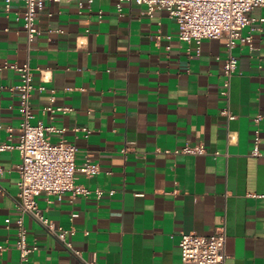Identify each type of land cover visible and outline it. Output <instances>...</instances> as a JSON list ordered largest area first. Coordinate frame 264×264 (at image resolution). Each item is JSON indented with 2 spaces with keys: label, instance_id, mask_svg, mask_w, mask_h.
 Returning a JSON list of instances; mask_svg holds the SVG:
<instances>
[{
  "label": "crops",
  "instance_id": "obj_1",
  "mask_svg": "<svg viewBox=\"0 0 264 264\" xmlns=\"http://www.w3.org/2000/svg\"><path fill=\"white\" fill-rule=\"evenodd\" d=\"M115 2L79 9L76 0H47L30 41L22 0H10L8 11L0 7V144L17 142L18 99L10 87L20 79L10 65L28 60L33 85L54 87L55 103L69 107L43 113L48 90L34 89L32 121L56 129L46 131L51 141L76 146V167L89 159L99 169L90 176L75 171V182L91 190L87 196H36L44 214L68 230L66 247L18 210L20 154L0 150V264L19 259V216L27 241L38 245L29 254L35 264H180L181 232L209 234L222 224L224 264H264V156L251 154L255 126L264 151V20H257L264 7L250 12L253 47L234 48L237 67L224 95L222 37L203 38L196 51L195 42L177 38L166 11L149 16L124 0L120 14ZM227 103L233 118L220 112ZM185 143L205 152L164 150Z\"/></svg>",
  "mask_w": 264,
  "mask_h": 264
},
{
  "label": "built area",
  "instance_id": "obj_2",
  "mask_svg": "<svg viewBox=\"0 0 264 264\" xmlns=\"http://www.w3.org/2000/svg\"><path fill=\"white\" fill-rule=\"evenodd\" d=\"M47 0H22L24 8L20 14L22 27L30 41L37 32L35 18L38 11ZM54 2L71 0H49ZM79 9L91 4L93 0H76ZM116 9L121 13V3L124 0H115ZM136 4L143 5V12L152 16L157 10L166 11L177 25V38L186 43L195 42L196 51L203 38L224 39L225 55L222 63L223 89L222 94H228L229 79L236 71L237 56L233 50L238 43H246L252 49L250 26L256 19L250 12L256 7H264V0H128ZM0 7L4 11L10 8V0H0ZM18 19V16L16 17ZM257 20L263 21L264 17ZM250 26L247 34H242V29ZM19 75V83L10 87L17 93V110L20 117L17 130V142L12 144L4 142L0 144V150L16 148L20 154L21 161L17 166L19 179L17 181V193L19 202L18 210L22 214H29L38 220L45 229L59 239L66 247H70V242L65 241L67 229L48 218L41 208L38 207L36 196L43 193L45 196H54L60 199L65 192L69 193L70 199L77 195L87 196L91 190L82 184L75 182V171H80L86 176L95 174L99 169L97 163L86 159L80 166L76 167L74 157L76 146L60 138L53 142L46 135L48 130H56L53 126H45L40 120L33 122L34 114L31 105V93L34 89L38 91L48 90V103L42 107L43 113L53 115L57 112H66L69 107L55 103L54 87H47L44 83L34 86L32 83V69L28 60L22 64L10 65ZM42 81L47 78L42 77ZM222 114L228 118H233L228 108V103L221 109ZM260 119V115H255V124ZM12 131L11 128L8 129ZM85 135L88 130L84 129ZM11 136V133H10ZM253 147L251 154L254 156H264V151L259 149V129L257 126L253 130ZM174 153H203L204 147L199 144L185 143L181 147L174 149H164ZM122 152L126 148L121 149ZM0 167V172H1ZM97 197L101 191L95 189ZM50 201V199H48ZM8 226L10 219H4ZM16 238L14 245L18 250L19 259L15 264H35L29 259V254L38 248L36 241H27V230L21 216L14 220ZM226 233L224 225H218L209 234H198L195 232H181L179 240L180 264H224ZM1 248V247H0ZM78 254V251H74ZM87 264H95L88 261Z\"/></svg>",
  "mask_w": 264,
  "mask_h": 264
}]
</instances>
